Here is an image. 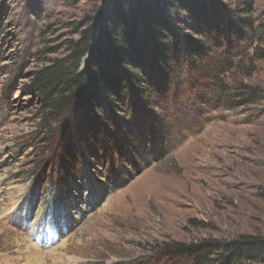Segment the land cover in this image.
<instances>
[{
    "label": "rangeland",
    "instance_id": "374dc122",
    "mask_svg": "<svg viewBox=\"0 0 264 264\" xmlns=\"http://www.w3.org/2000/svg\"><path fill=\"white\" fill-rule=\"evenodd\" d=\"M215 1L239 23L244 1ZM114 3L0 0V264H170L174 244L264 235V0L254 34L172 14L207 53L192 76L46 122L33 75Z\"/></svg>",
    "mask_w": 264,
    "mask_h": 264
},
{
    "label": "trees",
    "instance_id": "16d2710c",
    "mask_svg": "<svg viewBox=\"0 0 264 264\" xmlns=\"http://www.w3.org/2000/svg\"><path fill=\"white\" fill-rule=\"evenodd\" d=\"M241 1L244 6L235 11L240 26L231 19L233 13L215 0H115L112 9L100 15L98 29L89 24L77 28L78 37L67 41L65 56L36 72L29 91L42 103L48 123L68 119L77 108L94 113L131 96L151 98L156 81L177 86L180 77L192 76L188 64L198 67L207 56L203 44L175 26L172 14L185 15L205 38L211 33L222 36L223 29L233 23L254 34L253 25L243 18L252 13L256 0ZM223 68L218 75L226 73ZM217 84L223 88V83ZM162 260L170 264H264V235L174 244L163 250Z\"/></svg>",
    "mask_w": 264,
    "mask_h": 264
}]
</instances>
